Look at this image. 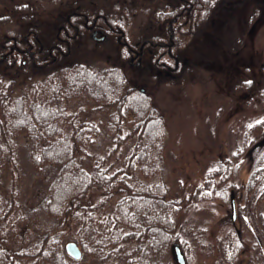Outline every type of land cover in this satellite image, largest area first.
<instances>
[{
	"label": "trees",
	"instance_id": "1",
	"mask_svg": "<svg viewBox=\"0 0 264 264\" xmlns=\"http://www.w3.org/2000/svg\"><path fill=\"white\" fill-rule=\"evenodd\" d=\"M46 1L55 13L50 32L40 17ZM194 1L201 8L218 3ZM257 5L254 18L260 14ZM99 9L81 0H0V264H73L65 252L66 237L94 264H175L172 257L167 259L174 242L188 264H197L200 243L191 247L187 234L177 229L176 216L183 203L208 200L215 177L227 183L225 191H233L237 200L238 218L235 223L232 217L227 221L222 264L243 262L245 243L237 224L250 215V205L238 202L242 187L230 181L237 169L232 160L244 155L247 162L246 197H264V118L248 126L236 153L216 160L203 183L185 198L170 197L161 168L164 118L150 96L131 85L123 46L114 38L121 50L108 65L79 57L77 40L70 50L55 48L61 37H67L59 30L60 22L68 23L67 14L70 20L78 19L75 11L92 13L90 20L101 13L100 22L124 31L122 19ZM158 14V22L165 20ZM70 33L77 29L71 27ZM143 35L140 38L157 34ZM31 44L35 47L28 52ZM190 72L162 81L181 86ZM240 86L251 87L248 82ZM252 86L255 94L260 86ZM260 93L264 96V90ZM102 115L104 122L97 118ZM102 127L108 144L99 152ZM124 145L127 153L120 165L108 163ZM24 175H45L40 205L51 224L27 213L21 196ZM256 217L264 235V211ZM257 254L254 264H264V250Z\"/></svg>",
	"mask_w": 264,
	"mask_h": 264
},
{
	"label": "rangeland",
	"instance_id": "2",
	"mask_svg": "<svg viewBox=\"0 0 264 264\" xmlns=\"http://www.w3.org/2000/svg\"><path fill=\"white\" fill-rule=\"evenodd\" d=\"M90 8H101L102 11H111L124 22V31L129 38L144 33L156 31L161 25L157 21L156 12L160 6L170 3V0H81ZM257 0H245L233 10V16L227 15L225 38L222 47L203 51L202 55L210 59L211 66H203L201 62L189 74L184 84L178 87L169 84H146L140 77V71L131 66H124L130 78L131 85L141 87L145 85L147 94L158 114L165 122L166 137L161 155L162 178L167 186L170 197L185 198V193L204 182L206 172L214 167L218 158L227 159L236 153L242 145L248 126L264 118V1H260V14L253 17L252 9ZM47 1L42 5L43 26L47 32L55 27V13ZM222 21V18H220ZM208 31L218 32V21ZM238 44V53L230 51L235 40ZM203 40V39H200ZM205 41L189 39L188 54L194 51L193 47L204 45ZM87 35L78 47L81 58L108 65L113 61L114 53L121 50L112 40L107 45H99L96 50ZM196 51V49H195ZM200 60V59H199ZM254 79L259 89L253 99L246 98L245 90L240 87L242 81ZM102 122L105 116L97 117ZM105 129L101 128L99 152L104 151L108 144ZM127 145L120 152L110 155L108 163L119 166L127 153ZM244 155L232 160L237 166L230 181L240 186L242 205H250V215L245 216V223L237 221L238 230L245 243V253L241 256L243 262L238 264H254L259 249L264 250V235L260 231L257 213L264 211V197L253 200L246 197L244 184L250 171ZM242 161V162H241ZM29 170L28 168H26ZM29 171H26L28 174ZM44 178L45 175H41ZM40 175H24L21 183L22 200L27 207V213L45 224H51L41 211L40 200L45 194L46 180ZM43 180V181H42ZM227 183L220 177H215L211 197L192 203H183L182 209L176 216L177 229L187 234L191 247L200 243L196 248L197 264H222V246L225 241V232L230 225L228 219L232 217L231 193L225 191ZM236 205V195L233 192ZM237 207V206H236ZM238 218L236 208V219ZM72 241L66 237L65 244ZM171 259V254H167ZM247 260H250L247 263ZM73 264H94L90 258L83 256L80 259L70 257ZM174 263V262H173ZM237 264V263H236Z\"/></svg>",
	"mask_w": 264,
	"mask_h": 264
},
{
	"label": "flooded vegetation",
	"instance_id": "3",
	"mask_svg": "<svg viewBox=\"0 0 264 264\" xmlns=\"http://www.w3.org/2000/svg\"><path fill=\"white\" fill-rule=\"evenodd\" d=\"M207 1L209 3L211 1H218V3L215 7L212 6L210 8L208 5L201 8L195 5L194 0H170V3L165 4L162 7L160 6L156 13H159L158 15L160 16L161 14L165 15V20L158 22L161 25L155 31L157 35L154 38L146 36L149 31L142 33L144 34L143 36H146L144 38H140L141 36L139 35L138 37L134 36L129 38L126 36L125 31H117L114 27H111L112 24L108 22H100L98 17L101 16V13H95L93 20H90L92 13L89 14L84 11H75L73 14L78 19L70 20L71 16L70 14H67L66 20L68 23L60 22L59 30L66 31L67 37H61L57 45H55V48L70 50L72 41L74 40H77L78 47H80L87 35L90 36L95 47H98L99 45H107V43H110L115 38L116 42L123 46L128 53L129 66L137 68L140 71V77L145 80L144 82H146V84L149 82L150 84L155 83V85L169 84L178 87L173 83H166L162 80L165 78L175 80L183 72L187 71V69L192 72L195 67H198L200 62L203 66L209 64L208 66L210 67L212 61L203 57L202 53L210 48L214 50L220 48V50H222L221 47L226 36L224 30L227 22V15L230 17L235 15L233 10L236 9L235 7L238 5L237 3H240L242 0ZM260 1L263 3L264 0H257L255 2L258 3L257 6L259 7ZM226 2L231 5L228 9L226 7ZM59 16L62 17L63 14H60ZM220 18H222V21ZM217 19L220 20L218 21V32L216 30L213 34H208L211 24H213V26L217 24ZM101 20H105L104 15H102ZM82 25L84 30L80 32V26ZM168 26L170 27L169 29H167ZM206 26L208 27V31L204 32ZM71 27L75 30L77 29L76 34L70 33ZM94 31H97L96 37L104 36L105 40L98 42L96 38L92 36ZM78 32H80V34ZM124 36L125 39L123 40L122 37ZM189 39H192L197 43H199V41H205L206 43L201 46L198 44L196 47H193L194 51L189 55L187 51L190 46ZM241 43V40L236 39L231 46L230 51L238 53V44ZM34 47L35 45L31 44L25 50L33 52ZM189 74L187 73L185 78H183L182 85L188 78ZM243 82H248V84L251 85L249 88L250 90L245 93V97L253 99L254 87L252 85H254V79L242 81L240 85ZM137 89L140 92L147 94L145 85L137 87Z\"/></svg>",
	"mask_w": 264,
	"mask_h": 264
},
{
	"label": "water",
	"instance_id": "4",
	"mask_svg": "<svg viewBox=\"0 0 264 264\" xmlns=\"http://www.w3.org/2000/svg\"><path fill=\"white\" fill-rule=\"evenodd\" d=\"M97 31H94L92 36L96 38L98 42L105 40V37H96ZM231 202H232V219L235 223L236 220V205L233 198V191L231 192ZM66 253L73 259H80L82 257V251L76 242L70 241L65 244ZM171 257L175 264H188L183 253V250L178 242H174L170 246Z\"/></svg>",
	"mask_w": 264,
	"mask_h": 264
}]
</instances>
